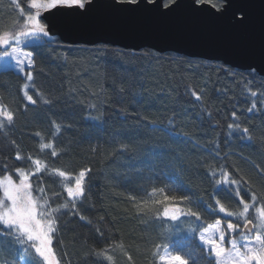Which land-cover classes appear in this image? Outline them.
<instances>
[{
	"label": "trees",
	"instance_id": "obj_1",
	"mask_svg": "<svg viewBox=\"0 0 264 264\" xmlns=\"http://www.w3.org/2000/svg\"><path fill=\"white\" fill-rule=\"evenodd\" d=\"M30 2L0 0V33L23 23L14 4L27 8ZM25 50L35 55L29 94L37 103L27 105L21 99L19 90L26 80L12 69L0 70V104L17 113L14 126L0 128V179L18 169L34 171L36 159L47 165L43 175L34 171L30 183L33 189H43L33 196L61 218L59 243L56 238L53 242L56 260L98 264L95 253L109 248L115 264H126L127 249L134 264H152L146 253L156 250L155 243L160 254L167 246L191 264H206L193 234L168 240L163 236L167 229L187 226L198 231L200 222L190 217H182L181 223L167 218L144 222L137 205L149 197L162 199L163 193L152 191L155 187L171 189L168 194L177 198L188 196L194 210L205 214L216 199L235 213L239 206L233 196L224 188L217 195L210 180L212 171L219 173L224 164L229 175L242 177L264 194V79H253L244 69L221 61L150 48L135 51L59 39ZM253 103L256 109L249 112ZM229 124H239L241 131L229 129ZM245 127L248 133H243ZM41 143H52L63 154L52 157L50 149H40ZM81 169L90 170L86 196L77 201V208L69 204L64 209L66 185L53 170L74 176ZM2 193L0 188V198ZM149 207L154 211L158 206L149 201ZM212 222L209 215L206 223ZM22 259L24 264H45L16 234L0 232V264H20Z\"/></svg>",
	"mask_w": 264,
	"mask_h": 264
},
{
	"label": "snow or ice",
	"instance_id": "obj_2",
	"mask_svg": "<svg viewBox=\"0 0 264 264\" xmlns=\"http://www.w3.org/2000/svg\"><path fill=\"white\" fill-rule=\"evenodd\" d=\"M95 3L96 0H31L27 8H21L18 3L14 4L15 9H20L19 20L23 23H17L0 33V60L9 64L17 77L27 81L19 90L21 99L26 101L27 105L34 106L37 101L32 94H29L30 84L34 82L31 69L34 68L35 55L33 50L26 51L25 49L59 42L58 34L53 31L54 24L48 19L51 14L84 15L95 6ZM110 5L117 10H144L158 13L161 16L173 14L186 5L194 14L211 13L223 16L233 8V0H110ZM230 19L234 25L244 26L249 20L248 12L243 8L234 9ZM244 72L253 79L256 77L264 79V63L261 65L249 64L244 67ZM251 95L256 97L258 94L252 92ZM196 98L199 100V95ZM44 103L47 104L49 101L46 100ZM255 109L256 104L253 103L248 111L252 112ZM232 115L236 116L235 111ZM16 118L15 109L0 104V128L14 126ZM56 128L59 131V125ZM228 128L233 131H241L239 124H236L235 127L233 124H229ZM242 131L248 133L250 129L245 127ZM36 136L40 137L41 134L37 132ZM40 149H50L52 157L63 154L58 153L57 147L52 143H41ZM19 158L17 156V159ZM33 163L36 173L40 175L48 170L47 165H44L40 159H36ZM220 167L219 173L212 171L210 180L215 185L217 195L220 189L224 188L233 196L239 206V210L235 213L228 211L225 204L221 203L220 199H216L208 204V214H205L199 209L194 210L193 202L188 196L181 195L177 198L168 194L171 189L160 188L157 190L155 187L152 188V191L163 193V198L155 200L149 197L148 200L137 205V210L145 218L144 222L149 219H159L163 222L167 218V220L181 223L182 217L194 218L195 221L200 222L199 234L196 235V229H192V231L200 244L206 264H223L225 256L232 257L231 264H264V194L251 189L242 177L235 174L229 175V172L225 171L228 167L227 164ZM3 171L9 170L4 169ZM89 173V169H81L78 174L73 176L67 171L53 170V174L63 178L66 185L63 191L68 198V203L63 204L64 209H67L69 204L73 209L77 208V201H82L85 198V182ZM217 175L221 179L217 180ZM14 176L19 180L18 184L13 179ZM242 186L243 195L241 194ZM0 188H3V198H0V232L5 235L16 234L17 239L21 243L29 244V247L43 258L45 264H60V261L55 259L53 242L56 238V243H59L57 233L60 231L58 221L61 218L54 216L55 209L53 213L44 211L38 200L34 198L33 192H43V189H33L30 183V172L18 169L16 173L4 176L3 179H0ZM42 198L43 196L39 197L43 200ZM132 199L135 200V197ZM149 201L152 205L158 206L154 211L149 207ZM47 203L48 200L45 201V204ZM181 203H184L185 207H181ZM209 215L215 220L214 223H206ZM216 216L220 218L215 219ZM79 219L84 221L85 216L80 214ZM88 223L91 224V221ZM97 231L100 233L101 239L107 242L103 230L97 229ZM230 237H239V239H229ZM225 244H229L230 247L226 248ZM152 248L156 250L148 249L146 253L152 256V264H157V258L159 264H191L189 258L179 251H170L167 246H164V254H160L159 245L153 243ZM109 251V248H103L95 253L98 264H115ZM130 251L131 249L124 251L126 264H134L133 256L128 254Z\"/></svg>",
	"mask_w": 264,
	"mask_h": 264
},
{
	"label": "water",
	"instance_id": "obj_3",
	"mask_svg": "<svg viewBox=\"0 0 264 264\" xmlns=\"http://www.w3.org/2000/svg\"><path fill=\"white\" fill-rule=\"evenodd\" d=\"M237 8L248 12L244 26L231 22V12ZM48 19L59 39L68 44L171 51L239 69L264 63V0H233V8L223 16L194 14L186 5L161 16L144 10H117L110 0H96L84 15L53 13Z\"/></svg>",
	"mask_w": 264,
	"mask_h": 264
},
{
	"label": "rangeland",
	"instance_id": "obj_4",
	"mask_svg": "<svg viewBox=\"0 0 264 264\" xmlns=\"http://www.w3.org/2000/svg\"><path fill=\"white\" fill-rule=\"evenodd\" d=\"M2 69H11V67H10V65L9 64H6V62L4 61V60H0V70H2ZM26 83H27V81H26ZM25 171H28V170H25ZM35 171V170H34ZM34 171H31V170H29L28 172H30V177H31V175L34 173ZM36 172V171H35ZM17 175H18V173H17ZM3 179V178H2ZM13 179L15 180V182L18 184L19 183V180L18 179H16V177H13ZM2 190H3V188H2ZM1 198H3L2 196H1ZM35 198V197H34ZM37 199V198H36ZM38 203L42 206V208H43V210L44 211H47V212H49L46 208H45V206H43L39 201H38ZM257 223L259 222L258 220L256 221ZM212 223H214V222H212ZM222 224H223V221H222ZM222 226V225H221ZM192 227H190V226H187V227H185V228H178V229H176V230H174V231H172V230H169V229H167L165 232H164V234H163V236H164V239L165 240H168V239H172V238H178V237H183V236H186V235H192L193 234V231H192ZM199 234V231H197V235ZM233 238H236V239H239V237H230L229 239H233ZM26 245H27V243H25ZM29 245V244H28ZM225 247L226 248H229L230 247V245L229 244H225ZM241 251H243V249H241ZM162 254H164V251H163V253ZM56 259V258H55ZM231 260H232V257H228V256H225L224 258H223V264H231ZM20 264H24V261H23V259L22 260H20Z\"/></svg>",
	"mask_w": 264,
	"mask_h": 264
}]
</instances>
